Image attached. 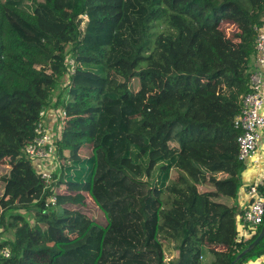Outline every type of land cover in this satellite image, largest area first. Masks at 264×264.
I'll return each instance as SVG.
<instances>
[{"label":"trees","instance_id":"trees-1","mask_svg":"<svg viewBox=\"0 0 264 264\" xmlns=\"http://www.w3.org/2000/svg\"><path fill=\"white\" fill-rule=\"evenodd\" d=\"M89 15L105 43L80 37ZM262 27L264 0H0V227L13 234L0 264H168L176 251L173 264H231L263 224L237 239L234 121ZM58 109L69 119L46 184L24 146ZM262 256L264 236L237 264Z\"/></svg>","mask_w":264,"mask_h":264},{"label":"built area","instance_id":"built-area-1","mask_svg":"<svg viewBox=\"0 0 264 264\" xmlns=\"http://www.w3.org/2000/svg\"><path fill=\"white\" fill-rule=\"evenodd\" d=\"M224 25L232 26L228 22ZM255 31V69L250 75V91L241 98V110L234 121V129L239 132L237 137L238 160L245 167L251 164L254 168H258L262 164V156L258 153V140L260 132L264 129V27L256 28ZM67 63L69 74L73 75L76 68L75 61L69 59ZM68 119L65 112L41 111L33 131V137L24 146V154L32 161L46 184L52 180L50 171L47 170L49 167L47 163L51 165L57 159L55 156V142L62 129L65 128ZM47 120L52 123H48ZM58 121H60V126L53 136L50 130L55 122L56 129ZM257 184L258 182L255 181L245 190L247 204L237 216L239 225L238 240L243 236L244 230H247L250 235L255 234L256 228L264 221V197L258 195ZM47 202L54 204L55 197H50ZM0 255L7 258L9 250L6 248L0 249Z\"/></svg>","mask_w":264,"mask_h":264},{"label":"rangeland","instance_id":"rangeland-1","mask_svg":"<svg viewBox=\"0 0 264 264\" xmlns=\"http://www.w3.org/2000/svg\"><path fill=\"white\" fill-rule=\"evenodd\" d=\"M84 20L85 21H83L82 26L80 27V37L82 38V40L83 41H90L93 45H95L97 42L105 43V40L107 39L109 34H102L101 38H103V39L99 40L100 34L97 31L98 29H97V27H96V25L94 23V18L89 15L86 18H84ZM225 28L227 29V30H225L226 35H227V33H228V35H230L231 32H226V31H230L233 28H231V27H225ZM89 33L93 34L94 36L88 37ZM59 91H60V88L57 91V94L59 93ZM59 109H58V111H60V113H61L62 111L59 110ZM55 111H57V110H55ZM56 118H58V117H56ZM47 122L49 123L51 121L47 120ZM55 123H53L54 126L50 130L52 132L53 136H54V132H57L58 127L60 126V121H58V124H57L56 129H55ZM80 153H81V157H84V155L90 153V150L89 149L86 150L85 153H82V151H80ZM59 163L61 164V162L58 161V159L53 161V163L51 165L49 163H47L49 165L47 170L50 171V175L51 176L54 173L56 180L58 179ZM4 164H5V162L1 163V166H3ZM30 203L33 204V202H30ZM27 205H28L27 201L26 202L19 201V204H15L16 208L13 209V212L22 213L23 215L28 217L31 213L28 210L25 209ZM84 211L86 213H88L92 218H94V219H96V220H98L100 222L104 221L103 215H101V214H99L97 212V210L91 204L89 197H87V196L85 198ZM188 234H191L193 236L195 234L191 230L190 227H186L181 232H178V233L174 234L173 237H172L173 246L178 248L180 246L182 240H183V237L188 235ZM12 237H13L12 231L5 230L4 228L0 227V243L7 242L8 240H11ZM178 258H179V252L176 251L172 257H168L167 258L166 262L168 264H173V263H175L178 260Z\"/></svg>","mask_w":264,"mask_h":264},{"label":"crops","instance_id":"crops-1","mask_svg":"<svg viewBox=\"0 0 264 264\" xmlns=\"http://www.w3.org/2000/svg\"><path fill=\"white\" fill-rule=\"evenodd\" d=\"M264 113V111H263ZM88 149L83 148L81 151L85 153ZM258 153L262 156V164L258 168H254L251 164L246 165V169L242 173V184L239 189L238 193V206L240 212L244 209L245 205L247 204V199L245 196V190L255 181L258 184L264 180V129L260 132L259 140H258ZM81 156V153L79 152ZM90 156L89 154L84 155L82 158H87ZM246 264H264V256L258 258L255 261H250Z\"/></svg>","mask_w":264,"mask_h":264},{"label":"water","instance_id":"water-1","mask_svg":"<svg viewBox=\"0 0 264 264\" xmlns=\"http://www.w3.org/2000/svg\"><path fill=\"white\" fill-rule=\"evenodd\" d=\"M264 236V222L262 224L261 230L257 237L231 262V264H237V262L247 253H249L263 238Z\"/></svg>","mask_w":264,"mask_h":264}]
</instances>
